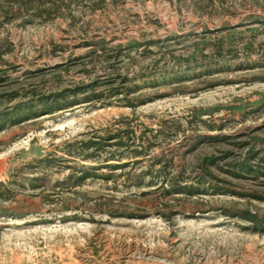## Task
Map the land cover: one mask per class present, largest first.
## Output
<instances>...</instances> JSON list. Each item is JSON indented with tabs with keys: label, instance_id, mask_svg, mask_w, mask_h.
I'll return each instance as SVG.
<instances>
[{
	"label": "rangeland",
	"instance_id": "1",
	"mask_svg": "<svg viewBox=\"0 0 264 264\" xmlns=\"http://www.w3.org/2000/svg\"><path fill=\"white\" fill-rule=\"evenodd\" d=\"M0 264H264V0H0Z\"/></svg>",
	"mask_w": 264,
	"mask_h": 264
}]
</instances>
